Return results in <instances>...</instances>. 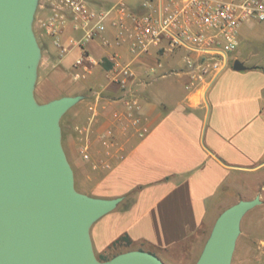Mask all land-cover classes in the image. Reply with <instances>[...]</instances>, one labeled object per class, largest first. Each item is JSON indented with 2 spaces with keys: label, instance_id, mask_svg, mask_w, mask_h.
Returning a JSON list of instances; mask_svg holds the SVG:
<instances>
[{
  "label": "crops",
  "instance_id": "obj_1",
  "mask_svg": "<svg viewBox=\"0 0 264 264\" xmlns=\"http://www.w3.org/2000/svg\"><path fill=\"white\" fill-rule=\"evenodd\" d=\"M90 2H101L103 7L108 4ZM251 27L254 33L246 36L249 56L264 32V28ZM44 35L47 47L41 51L48 61L46 67L52 64L49 60L53 55L54 65L60 68L51 76L54 90L40 91L44 103L84 96V86L69 89L59 83H63L66 70L72 77V64L81 53L69 40H80L83 32L67 26L53 36L45 31ZM86 49L97 60H106L109 52L96 40L88 42ZM122 57L128 58L124 50ZM162 57L153 53L134 63L137 80L131 88L139 104L138 127L133 126L125 109L127 92L110 86L104 78L106 62L80 79L91 77L94 82L100 76L105 83L91 84L102 87V97L92 93L80 100L86 99L87 118L68 137L75 169L67 160L74 185L77 180L87 192L81 194L89 197L121 198L114 210L89 229L93 253L100 261L143 251L168 264H195L205 245L207 228L232 206L226 204L232 186L240 177L264 173V68L260 62L242 72L230 65L209 86L189 90L183 68L164 72ZM171 75L183 92L175 83L164 81ZM140 128L146 129L143 136L138 134ZM83 145L87 147L86 160L79 154ZM256 197L264 207V196L257 190L248 200Z\"/></svg>",
  "mask_w": 264,
  "mask_h": 264
},
{
  "label": "water",
  "instance_id": "obj_2",
  "mask_svg": "<svg viewBox=\"0 0 264 264\" xmlns=\"http://www.w3.org/2000/svg\"><path fill=\"white\" fill-rule=\"evenodd\" d=\"M38 0H0V264H165L143 251L101 262L89 229L121 198L76 191L62 146L61 117L82 98L34 99L41 50L32 32ZM236 72L248 68L239 60ZM259 197L217 217L195 264H232L243 217Z\"/></svg>",
  "mask_w": 264,
  "mask_h": 264
},
{
  "label": "built area",
  "instance_id": "obj_3",
  "mask_svg": "<svg viewBox=\"0 0 264 264\" xmlns=\"http://www.w3.org/2000/svg\"><path fill=\"white\" fill-rule=\"evenodd\" d=\"M131 1L119 0L109 8L94 10L86 0H47L50 14L40 24L49 36L67 26L83 32L80 40H69L81 52L72 64L73 80L107 63L104 78L110 86L127 92L124 104L134 127L140 123L138 100L131 88L137 80V59L182 50L188 89L205 88L234 62L241 28L264 22V0ZM107 25L114 31L111 38L105 37ZM95 40L109 51L106 60L89 55L86 45ZM123 50L127 59L122 57ZM60 51L65 50L60 46ZM145 132V128L138 129L139 136ZM79 154L88 159L86 145L79 148Z\"/></svg>",
  "mask_w": 264,
  "mask_h": 264
},
{
  "label": "rangeland",
  "instance_id": "obj_4",
  "mask_svg": "<svg viewBox=\"0 0 264 264\" xmlns=\"http://www.w3.org/2000/svg\"><path fill=\"white\" fill-rule=\"evenodd\" d=\"M46 1L47 0H38L37 6L34 12L33 21H32V32L36 39V42L40 48V50L46 49L47 45L45 43V35L44 30L41 27L40 21L45 19V16L48 14L49 10L46 7ZM107 2V6L103 7V4L101 2L99 4L90 2V0H86L88 5L91 7V9L94 10H100V9H106L109 8L112 4H115L118 0H102ZM127 2H132L131 0H127ZM250 26H255L256 28H264V23H249L246 24L243 28H241V33L239 37V47L238 49L233 53V57H235V60H239L244 64L246 67H250L254 65L256 62H260L262 68H264V32H260L259 39L254 42V48L253 56L248 55V50L246 49L247 42H246V36L250 34L249 32H253L251 29H249ZM255 28V29H256ZM249 29V30H248ZM112 28L107 25L105 36L111 37V33L113 34ZM37 64V78L35 82L34 87V99L37 104L41 105L44 104V96L43 93H49L54 90V82L51 81V76L54 71H58L59 66H55L56 64V58L53 55H50V60L52 64L50 63L47 67L48 61L45 59V57L42 55ZM75 51H73L72 58L75 55ZM184 52L182 50H176L172 54H168L164 57H162V67L165 71H169V73H172L176 70H181L183 68L182 64V56ZM70 57V56H69ZM71 58V59H72ZM70 59V60H71ZM68 61V58L66 59ZM47 61V63H46ZM54 66V67H53ZM45 72V73H44ZM66 74L63 77V80L59 82L60 84H65L66 88H82L84 86L86 90H84L82 93L85 95H89L91 97L92 93H101V86H92L91 84H100L105 83L102 79H100V76L97 80H94L93 78H89L85 81H75L70 76L69 71H65ZM47 73L48 80L45 81V74ZM167 79L164 80L165 82H172L175 83L176 86H179V92H183V88L179 83L177 84L176 77L171 75L166 77ZM162 81V82H164ZM91 87H88V86ZM42 91L43 93H41ZM63 93V92H62ZM61 94V93H60ZM84 96H81L83 99ZM103 96V93H101V97ZM76 97V96H75ZM81 99V100H82ZM81 102V103H80ZM78 105H75L71 109H69L60 119L59 126L61 129V142L63 149L67 155V158L71 164V166L75 169V165L71 160L70 152L68 148V137L72 133V129L76 125H82L84 124L87 113L84 108V104H86V99L83 101H80ZM263 187V189H261ZM232 194L227 198L226 201L227 206L233 205L238 200L240 201H249L250 195L252 191L257 190L264 196V173L254 174V175H246L242 178H239L238 183H236L235 186H232ZM75 189L77 192L80 193H87L86 189L81 187L77 180L75 184ZM216 220V219H215ZM215 220L212 222L211 226L207 228L206 230V240L208 239L211 229L214 225ZM100 261V260H99ZM163 263L168 264V262ZM232 264H264V207L263 206H257L254 209L250 210L248 213L245 214L241 221L240 225V234L236 241V248L233 255Z\"/></svg>",
  "mask_w": 264,
  "mask_h": 264
},
{
  "label": "trees",
  "instance_id": "obj_5",
  "mask_svg": "<svg viewBox=\"0 0 264 264\" xmlns=\"http://www.w3.org/2000/svg\"><path fill=\"white\" fill-rule=\"evenodd\" d=\"M124 238H122V240H123ZM122 240H120V241H122ZM119 241H117L116 243H118ZM115 245V244H114ZM101 259V261H105V259L104 258H100Z\"/></svg>",
  "mask_w": 264,
  "mask_h": 264
}]
</instances>
